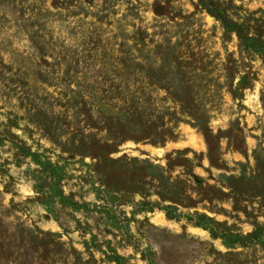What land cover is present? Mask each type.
I'll list each match as a JSON object with an SVG mask.
<instances>
[{
	"label": "rangeland",
	"instance_id": "1",
	"mask_svg": "<svg viewBox=\"0 0 264 264\" xmlns=\"http://www.w3.org/2000/svg\"><path fill=\"white\" fill-rule=\"evenodd\" d=\"M0 264H264V0H0Z\"/></svg>",
	"mask_w": 264,
	"mask_h": 264
},
{
	"label": "trees",
	"instance_id": "2",
	"mask_svg": "<svg viewBox=\"0 0 264 264\" xmlns=\"http://www.w3.org/2000/svg\"><path fill=\"white\" fill-rule=\"evenodd\" d=\"M202 2V0H200Z\"/></svg>",
	"mask_w": 264,
	"mask_h": 264
}]
</instances>
